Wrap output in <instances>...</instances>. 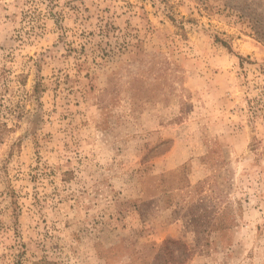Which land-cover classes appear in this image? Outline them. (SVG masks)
I'll list each match as a JSON object with an SVG mask.
<instances>
[{
  "label": "rangeland",
  "instance_id": "obj_1",
  "mask_svg": "<svg viewBox=\"0 0 264 264\" xmlns=\"http://www.w3.org/2000/svg\"><path fill=\"white\" fill-rule=\"evenodd\" d=\"M0 264H264V0H0Z\"/></svg>",
  "mask_w": 264,
  "mask_h": 264
}]
</instances>
